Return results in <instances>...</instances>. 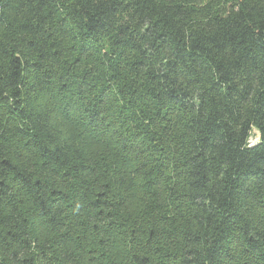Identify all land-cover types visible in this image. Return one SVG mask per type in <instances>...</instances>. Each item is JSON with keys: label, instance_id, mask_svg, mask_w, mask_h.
Wrapping results in <instances>:
<instances>
[{"label": "trees", "instance_id": "obj_1", "mask_svg": "<svg viewBox=\"0 0 264 264\" xmlns=\"http://www.w3.org/2000/svg\"><path fill=\"white\" fill-rule=\"evenodd\" d=\"M0 264H264V0H0Z\"/></svg>", "mask_w": 264, "mask_h": 264}, {"label": "rangeland", "instance_id": "obj_2", "mask_svg": "<svg viewBox=\"0 0 264 264\" xmlns=\"http://www.w3.org/2000/svg\"><path fill=\"white\" fill-rule=\"evenodd\" d=\"M259 141V135L257 130H253L251 138H250V143L255 144ZM130 162V161H129ZM117 246L120 248L122 245L117 244Z\"/></svg>", "mask_w": 264, "mask_h": 264}]
</instances>
